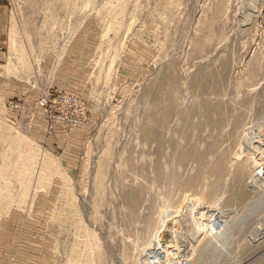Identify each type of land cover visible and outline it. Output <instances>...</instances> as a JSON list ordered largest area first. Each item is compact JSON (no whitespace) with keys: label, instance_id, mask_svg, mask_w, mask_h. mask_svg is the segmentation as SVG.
<instances>
[{"label":"rangeland","instance_id":"obj_1","mask_svg":"<svg viewBox=\"0 0 264 264\" xmlns=\"http://www.w3.org/2000/svg\"><path fill=\"white\" fill-rule=\"evenodd\" d=\"M1 52L0 264H264V0H0Z\"/></svg>","mask_w":264,"mask_h":264},{"label":"bare ground","instance_id":"obj_2","mask_svg":"<svg viewBox=\"0 0 264 264\" xmlns=\"http://www.w3.org/2000/svg\"><path fill=\"white\" fill-rule=\"evenodd\" d=\"M260 157L262 158V156H260ZM253 164L254 163H252V166L254 167L255 165H253ZM210 213H211V211L209 212V214ZM213 216H218V215L216 213ZM213 216L208 215L209 218H211V219L213 218L215 221H217V223H219L218 218L213 217ZM165 235L166 234L163 231H159L154 235V239L147 244V248H146V251L144 254V258L141 261L142 264H147L148 262L151 264H163L164 263L165 259L162 260V255H163L162 253L166 249L165 246L167 245V240H168L165 238L166 237ZM165 241H166V243H165Z\"/></svg>","mask_w":264,"mask_h":264},{"label":"crops","instance_id":"obj_3","mask_svg":"<svg viewBox=\"0 0 264 264\" xmlns=\"http://www.w3.org/2000/svg\"><path fill=\"white\" fill-rule=\"evenodd\" d=\"M0 59H4V54L2 52L0 53Z\"/></svg>","mask_w":264,"mask_h":264},{"label":"built area","instance_id":"obj_4","mask_svg":"<svg viewBox=\"0 0 264 264\" xmlns=\"http://www.w3.org/2000/svg\"><path fill=\"white\" fill-rule=\"evenodd\" d=\"M260 173L264 174V170H262V168H261V170H260Z\"/></svg>","mask_w":264,"mask_h":264}]
</instances>
